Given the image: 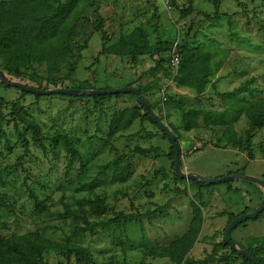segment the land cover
<instances>
[{"label": "rangeland", "instance_id": "rangeland-1", "mask_svg": "<svg viewBox=\"0 0 264 264\" xmlns=\"http://www.w3.org/2000/svg\"><path fill=\"white\" fill-rule=\"evenodd\" d=\"M168 1L165 6L161 0H93L92 6L80 8L74 16L76 66L71 76L68 65L53 76L48 74L46 65H35L23 80L9 76L7 79L43 91L78 87L94 89L91 91L122 89L155 62L100 53L104 46L111 47L138 27L146 30L151 43L178 42L180 46L187 44L210 53L215 83L203 95L185 90L178 96L169 90L165 96L169 98L167 104H163L160 91L148 94L146 99L161 122L172 132L176 130L177 135L173 134L181 147L182 172L212 180L238 174L264 181V129L252 126L246 114L233 104L234 100H264V0ZM215 1L219 18H214ZM188 7L192 12L182 18L180 11ZM101 20L106 41L95 31ZM158 58L165 62L170 59L169 49ZM33 73L37 79L31 78ZM169 80L168 77L164 82ZM1 83L0 80V199L7 206L0 210V240L39 232L55 242L87 248L95 264H172L169 259L145 258L142 250L168 246L186 232L193 218L190 201L199 203L200 190L187 181L176 182L170 156L172 145L154 125L137 121L127 132L109 137L114 114L134 106L136 100L129 96L102 100L82 96L36 99ZM238 88L242 93L222 98L221 94ZM179 102L185 108L228 111L238 138L245 143L251 137L255 159L250 161L246 152L226 148L222 139L225 127L207 128L200 119L198 129L184 131L177 109ZM14 104L41 127L45 150L34 144L33 135L25 126L17 127L11 115ZM58 134L68 137L75 148L74 155L64 150ZM23 139L29 143L28 153L21 143ZM198 144L200 149L193 152ZM137 148H158L167 157H143L136 152ZM158 171L164 172L155 176ZM200 193L205 202L204 224L188 257L194 260L206 258L223 242L230 215L251 214L264 201V188L245 180L215 184ZM31 195L45 203L48 212L39 210ZM97 198L105 200L108 213L98 216L85 206L91 221H106L119 212H149L151 216L121 229L112 227L70 239L75 221L59 217L64 213V205L75 210L79 203ZM231 239L242 250L263 240L264 213L259 219L237 226ZM251 247L258 257L264 258V244ZM45 260L47 264H78L74 259L68 263L57 253L47 254ZM212 264H242V260L230 256L227 263Z\"/></svg>", "mask_w": 264, "mask_h": 264}, {"label": "trees", "instance_id": "trees-1", "mask_svg": "<svg viewBox=\"0 0 264 264\" xmlns=\"http://www.w3.org/2000/svg\"><path fill=\"white\" fill-rule=\"evenodd\" d=\"M93 0H1L0 1V71L9 77L23 80L28 72H33L35 65H46L48 74L59 75V71L64 65L69 66L68 76H71L75 70L76 58L74 36L76 25L74 16L79 12L80 8L92 6ZM192 12L191 7L180 11L182 18H186ZM219 6L215 1V17L219 18ZM103 20L95 27V31L100 33L103 41L107 40V35L103 31ZM166 41L157 40L151 43L148 33L143 27L136 28L130 34L123 36L119 41L111 47H103L101 55L117 56L121 58H132L139 60L148 58L155 62L154 66L147 71H143L138 75L136 81L127 85L136 88L142 95V98L150 106L152 111H156L146 96L150 93H155L165 88L168 84L165 83L166 78H172L170 73V59L166 62L158 57L169 49L171 52L172 46ZM180 55V65L177 76L172 80L178 89L191 91L197 96L203 95L209 86L213 85L212 77V60L210 53L202 52L190 48L189 45L178 46ZM32 79H37L33 73ZM57 84V81H54ZM1 85L6 87L3 83ZM20 90V89H18ZM42 90V88H38ZM79 91L84 90L78 87ZM169 89L166 90V92ZM43 91V90H42ZM48 91V90H44ZM22 95L33 96L26 91L20 90ZM242 93V89L238 88L232 93L221 94L222 98H234L236 94ZM168 95V94H167ZM176 95H178L176 93ZM63 98H73L71 96L56 95ZM135 96L132 94H116L106 96H82L93 100L123 98ZM179 96V95H178ZM36 99H41L42 96H34ZM169 103V98L163 104ZM233 104L239 112L245 113L250 120V124L258 130L264 129V101H245L234 100ZM178 112L181 114L182 128L186 132H191L198 129L200 119L203 120L205 127H225L222 139L226 142V148L236 149L247 153L248 159H255L252 149L251 137L244 143L238 138L235 129L228 119L229 112H216L212 110H198L195 108H185L182 103H177ZM12 117L17 125L26 127L33 135V142L41 149L45 150L44 140L42 137L41 127L26 117V112L21 106L14 104ZM161 121V118L158 117ZM145 121L154 125L159 129L158 125L149 117L148 113L136 102L132 107H128L118 111L112 117L109 124V137L115 138L121 135L134 125L135 122ZM173 132L176 134L175 128ZM163 137L169 141L168 137L162 132ZM177 135V134H176ZM175 136V135H174ZM57 138L61 140L64 150L68 154H75V148L66 135L58 134ZM178 142V137H176ZM22 145L25 152H29V143L23 139ZM170 154L174 160V149ZM136 152L143 157H148L154 154L155 159L167 157L158 148L153 150L136 149ZM175 165V164H174ZM164 171H158L155 176H159ZM230 175V174H229ZM238 175V174H237ZM231 176V175H230ZM176 182H185L178 178L175 173ZM189 185L197 187L200 192L202 189H211L214 185H206L197 181H189ZM180 194H186L185 191H177ZM197 194L199 203L190 201V208L193 210V218L189 223L188 229L181 236L174 240L168 246H153L142 250L145 258L151 259H169L172 264H212L215 261L219 263H227L230 256H236L242 260V264H252L239 253L231 250L225 240L215 247L211 254L201 260L189 259V254L195 247L204 224L203 209L205 208L204 196L201 193ZM35 200L36 207L42 212H48V207L45 203H41L31 195ZM6 201L0 199V210L5 208ZM85 206H89L98 216L107 215L108 211L104 199L97 198L96 200H86L79 203L78 209L72 210L68 205H64V213L59 217L63 220H73L75 225L70 231L69 238H79L86 233H95L98 230H108L112 227L121 229L129 223L138 220L149 218L151 213L140 214L123 212L116 213L112 219L91 221L85 211ZM262 212L258 219L261 217ZM223 216V213L220 214ZM238 217L229 216L227 227ZM244 224V223H242ZM241 226L238 225V227ZM225 228V231L227 229ZM254 244H264V239L256 241L248 246L244 251L251 257L256 259L261 264H264V258L257 256L256 251L251 247ZM49 253H57L64 258L68 263L73 259L78 264H95V259L91 251L87 248L73 245L70 243H60L43 237L39 232L27 233L21 236H14L5 240H0V264H47L45 257Z\"/></svg>", "mask_w": 264, "mask_h": 264}, {"label": "water", "instance_id": "water-1", "mask_svg": "<svg viewBox=\"0 0 264 264\" xmlns=\"http://www.w3.org/2000/svg\"><path fill=\"white\" fill-rule=\"evenodd\" d=\"M0 80L6 87L17 88V89L26 91L27 93L34 95V96H53L54 94H56V95H63V96L79 97V96H106V95H116V94H132L135 96L136 102L148 113L149 117L158 125L160 131L163 132L168 137L174 149L175 173L178 176V178L188 181V182L197 181V182L204 183L206 185L225 184V183H231L237 180H245L249 182H254L264 188V181L253 178V177H248V176L235 175V176H227L224 178L212 180V179L201 177L197 174H188V173L182 172L181 147L176 141V138L173 132L164 123H162L158 119V117L152 111L150 106L142 98L141 93L136 88L126 86L122 89L112 90V91H79V90H73V89H58V90H53V91H42V90H38V89L29 87L21 83L11 82L7 79L6 75L2 71H0ZM262 212H264V201L262 205L258 209H256V211H254L253 213L240 216L236 220H234L227 227L225 231V235H224V240L227 243V245L230 246L231 250L242 255L252 264H261V263L258 262L253 257H251L249 254H247L244 250L240 249L231 239V233L238 225L248 220L258 219L259 215Z\"/></svg>", "mask_w": 264, "mask_h": 264}, {"label": "built area", "instance_id": "built-area-1", "mask_svg": "<svg viewBox=\"0 0 264 264\" xmlns=\"http://www.w3.org/2000/svg\"><path fill=\"white\" fill-rule=\"evenodd\" d=\"M165 6H168L169 1L168 0H161ZM179 43L176 42L172 46L171 52H170V73H171V79L169 80V83H172V80L177 76L179 71V65H180V55L178 50ZM166 90L167 86L161 90V95L163 96V103L167 101L166 96ZM201 146L198 144L193 148V152L197 151Z\"/></svg>", "mask_w": 264, "mask_h": 264}, {"label": "crops", "instance_id": "crops-1", "mask_svg": "<svg viewBox=\"0 0 264 264\" xmlns=\"http://www.w3.org/2000/svg\"><path fill=\"white\" fill-rule=\"evenodd\" d=\"M219 77H217L216 79H218ZM170 81H168V84H167V88L169 89V90H174L177 94H183L184 92H185V90L184 89H178L177 87H176V85L172 82V83H169ZM213 83H215V80H213ZM168 90V91H169ZM264 101V100H263ZM181 127H183L182 126V124H181ZM229 175V174H228ZM227 175V176H228ZM226 176V177H227ZM188 182V181H187Z\"/></svg>", "mask_w": 264, "mask_h": 264}, {"label": "bare ground", "instance_id": "bare-ground-1", "mask_svg": "<svg viewBox=\"0 0 264 264\" xmlns=\"http://www.w3.org/2000/svg\"><path fill=\"white\" fill-rule=\"evenodd\" d=\"M199 149H200V148H199ZM199 149H198V150H199ZM198 150H197V151H198Z\"/></svg>", "mask_w": 264, "mask_h": 264}]
</instances>
